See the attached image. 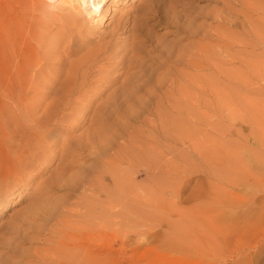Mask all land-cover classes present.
<instances>
[{"label": "rangeland", "instance_id": "1", "mask_svg": "<svg viewBox=\"0 0 264 264\" xmlns=\"http://www.w3.org/2000/svg\"><path fill=\"white\" fill-rule=\"evenodd\" d=\"M35 1L0 0V70L4 64L20 62L28 46L37 42L32 32L41 30L28 31L33 21L40 20L27 8ZM224 4L233 13L226 15ZM107 7L97 18L65 31L59 23L62 13L50 14L54 20L43 39L51 52L28 100L38 113L49 102L46 79L65 70V58L80 59L85 53L91 58L82 92L97 97L89 113L105 103L106 95L119 88L122 80L115 78L121 71L109 69L118 60L109 54L121 55V50L129 49L131 37L123 30L131 27L138 7L144 9L138 17L154 39L152 45H143L141 70L158 68L154 45L174 43L168 41L176 35L175 29L166 27L171 16L179 17L181 24L196 20L197 27L222 12L232 23L229 32L238 39L243 34L242 9L236 0H121ZM247 16L250 25L241 39L244 42H213L223 73H217L214 82L211 79L212 89L203 77L200 103L191 108L195 112L185 110L188 117L179 116L185 120V152L179 145L163 143L170 147L164 156L171 168L164 183V177L143 164L147 159H138L137 147H142L146 136L157 138L142 123L143 118L153 120L154 110L141 111L134 103H126L97 123H90V114H76L56 131L58 140H71V152L63 158L58 149L43 151L44 158L18 176L5 160L10 151L0 121V180L9 176L0 182V264H48L39 257L74 252L78 247L92 258L91 264L98 260L103 264H264V2L259 9L247 11ZM118 23L122 30L112 35ZM217 24L212 25L222 26ZM1 93L0 88L3 114L8 104ZM193 113L199 114V122L191 118ZM193 124L198 134L191 133ZM87 140L90 143L84 149L76 148ZM99 179L103 193L94 183Z\"/></svg>", "mask_w": 264, "mask_h": 264}, {"label": "bare ground", "instance_id": "2", "mask_svg": "<svg viewBox=\"0 0 264 264\" xmlns=\"http://www.w3.org/2000/svg\"><path fill=\"white\" fill-rule=\"evenodd\" d=\"M118 1L121 0H36L33 4H30V2L27 3L30 4V6L28 5L27 7L28 10L36 13L40 18L39 21L32 20V26L28 30L31 32L36 27L41 30L36 33L32 32V37L35 38L37 42L32 40V46H28V49L26 48L27 51L25 50L26 54L22 56L21 61L19 60L20 62H16L19 64L13 63V65L10 64L8 66L4 64V67L0 70V88L3 93V95L2 93L1 95L6 100V104H8L7 110L3 112V114L0 113V121L5 126L2 125L1 130L3 132V139L7 152L10 151V155L5 160H7L9 165L13 168L12 173L14 175L18 176L23 169L34 165L35 162L39 160L41 161V159L44 158L41 156L43 151L46 152L48 150L58 149V151H61V156L63 158L69 154L73 149L72 142L71 140L60 141L57 139L56 131L58 127H60L61 124L69 122L76 114H90L89 112L93 105V101L97 99V97L93 95V97H88L85 91L82 92L84 90V79L90 68L87 66V63L91 58L87 57V53H85L80 59L69 60L65 58V70L52 78L46 79L47 83L45 86L47 87V91L45 96L49 99V102L39 113L34 107L35 105L32 106L28 103L30 93L37 89L36 79L42 74V70L44 69L43 64L46 62L49 52H51L49 43L45 42L46 37L43 39L44 34L48 33L47 29L51 21L54 20L50 14L54 12L62 13V16L59 17V23L63 25L62 27L65 31L75 28L80 22L97 18L100 14H103L102 12L110 3L115 4ZM236 2L242 9L240 13L242 18V26L240 25L243 32L242 39L246 36L245 28L250 25L247 11L259 9L264 0H256V3L247 2V0H236ZM224 7L227 12L225 13L226 15L233 13L228 4H224ZM25 8L23 10H25ZM27 8L26 11H28ZM138 8L136 10V16L129 22L131 27L128 30H123L124 33L129 34L128 36L131 37L129 49L121 50V55H118L119 53L116 52L109 54L111 56L110 58L118 59L110 65L109 69L121 71V73L115 77L116 79L122 77L121 86L111 90V92L106 95V101L104 100L105 103L103 105L102 103L101 105H97L88 118L90 123H97L101 120L102 116L111 115L113 111L124 106L126 103H134L141 111L154 110L155 113L153 112L152 115L153 120L143 118L142 123L151 127L152 131L156 132L157 138L151 136V134L146 136L144 144L142 143V147H137V150L140 151L138 159L141 161L147 159L149 162H144L143 164L153 174L164 177L165 179H162L163 181L161 180L162 183H164L167 179L165 175L168 172V168H170L164 155L170 152V147L165 146L163 143L171 142L179 145L182 147V151L185 152L183 146L187 133L184 131V126L182 125V122L184 123L185 120H182V118L179 119V116H187L188 113H186V111H193L191 108L195 106V104L200 103V92L202 90L201 79L203 77H207L204 78L205 82L210 81L212 83L210 86L212 89L214 87L213 82L215 81L213 77L216 76L217 73H223L222 65L220 64L221 59L218 56L219 51L216 49L217 46L214 45L213 42L244 41L235 38L232 32H229L232 23L223 17L221 14L222 12L209 16V23L206 21L207 24L205 23L197 27H195L193 23L196 20L192 21L190 24L185 23V25L181 24L179 17L171 16L167 19L169 25L166 27L170 26L175 29L176 35L172 40L168 41L174 43L161 46L154 45L153 48L159 53V63L157 62L158 68L151 69V67H144L145 69L141 70L142 63L140 65L139 57L144 55L143 53L145 50L143 45L145 43L152 45L154 39L150 29L148 30L146 27L144 20L138 17L144 9ZM110 10L113 14L116 9L112 7ZM27 14H29V12ZM150 15H152V12ZM152 16L155 17L156 15L153 14ZM215 22L218 24L222 23V26H213L212 24ZM97 23L98 25L101 24V19H99ZM126 25L128 24L126 23ZM121 27L122 26L118 23L110 32L113 35L117 31L122 30ZM180 42L190 43L180 45ZM106 48L108 47L105 45L102 49L106 50ZM223 48H225V46ZM224 52L225 55H227L226 48ZM244 63L243 65H247V62ZM37 66H39L37 71L32 72L33 67ZM135 68H137V72H133ZM160 69H164L165 72L159 74L158 71ZM102 70L97 71L98 73H102ZM205 71H212V73L207 76L200 74ZM116 79L110 82L113 83ZM211 79H213V82ZM105 88L107 89V87ZM75 96L76 98H74ZM170 111L176 112L177 115L172 116ZM191 118L195 122L201 120L199 114L196 115L193 113ZM197 132H199V129L193 124L191 126V133L196 134ZM95 133H98V130L96 131L95 129ZM89 143V140H87L85 145L76 144V148L84 149ZM11 148H13V150H11ZM155 148L157 149L155 150ZM134 157L135 155L130 156L132 159ZM152 158H156L154 160L155 162H150ZM157 161L163 163L159 162V164H157ZM152 163L153 165H151ZM147 172L148 170L146 173ZM8 177L2 178L3 182L7 180ZM2 180H0V182ZM116 182L118 181L115 180L114 183L116 184ZM94 183L96 186H99V192L103 193L104 186L103 183L100 182V179L94 181ZM113 196L116 199H120L114 193L112 194V197ZM87 228L88 227H86V230ZM72 241L74 240L72 239ZM61 246L65 245L62 244ZM77 249L78 250L74 252L66 251L56 255L51 254L50 257L41 256L39 258L48 264H91L92 258L85 252V249L82 247H78ZM97 264H103L102 260H98Z\"/></svg>", "mask_w": 264, "mask_h": 264}]
</instances>
